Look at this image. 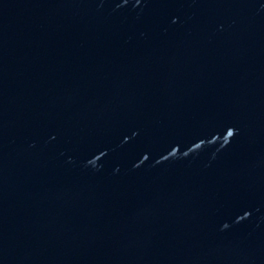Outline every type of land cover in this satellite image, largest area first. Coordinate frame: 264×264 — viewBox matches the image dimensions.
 Here are the masks:
<instances>
[{
	"label": "water",
	"instance_id": "water-1",
	"mask_svg": "<svg viewBox=\"0 0 264 264\" xmlns=\"http://www.w3.org/2000/svg\"><path fill=\"white\" fill-rule=\"evenodd\" d=\"M0 264H264V0H0Z\"/></svg>",
	"mask_w": 264,
	"mask_h": 264
}]
</instances>
